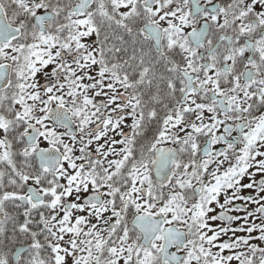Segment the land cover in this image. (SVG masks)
I'll return each mask as SVG.
<instances>
[{
  "label": "snow or ice",
  "instance_id": "snow-or-ice-1",
  "mask_svg": "<svg viewBox=\"0 0 264 264\" xmlns=\"http://www.w3.org/2000/svg\"><path fill=\"white\" fill-rule=\"evenodd\" d=\"M0 264H264V0H0Z\"/></svg>",
  "mask_w": 264,
  "mask_h": 264
}]
</instances>
